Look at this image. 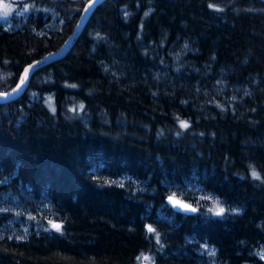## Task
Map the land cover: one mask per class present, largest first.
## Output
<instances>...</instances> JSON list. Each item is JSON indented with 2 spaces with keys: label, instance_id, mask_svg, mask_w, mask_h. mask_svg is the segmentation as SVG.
Listing matches in <instances>:
<instances>
[{
  "label": "trees",
  "instance_id": "obj_1",
  "mask_svg": "<svg viewBox=\"0 0 264 264\" xmlns=\"http://www.w3.org/2000/svg\"><path fill=\"white\" fill-rule=\"evenodd\" d=\"M88 1L0 0L15 6L0 23V90L63 46ZM263 253L261 0H106L63 59L0 104V264H264Z\"/></svg>",
  "mask_w": 264,
  "mask_h": 264
},
{
  "label": "water",
  "instance_id": "obj_2",
  "mask_svg": "<svg viewBox=\"0 0 264 264\" xmlns=\"http://www.w3.org/2000/svg\"><path fill=\"white\" fill-rule=\"evenodd\" d=\"M106 0H90L88 3L85 5L83 12L79 18V21L70 35V37L65 41L63 46L58 49L57 51L48 53L44 57L32 62L31 64L27 65L18 81V83L11 89L7 91H0V104H5V103H10L12 101L17 100L20 98L25 90L28 87L29 81L33 74L44 68L45 66L50 65L51 63H54L56 61H59L63 59L68 52L72 49L74 46L75 42L77 41L78 37L83 31V28L85 27L87 21L90 19L91 15L95 11V9L104 3ZM264 2V0H261ZM174 201V200H173ZM170 199L171 205H175V203ZM176 201V200H175ZM173 207V206H172ZM177 208L182 209L179 207V205H176ZM177 210V209H176ZM193 212V211H189Z\"/></svg>",
  "mask_w": 264,
  "mask_h": 264
},
{
  "label": "rangeland",
  "instance_id": "obj_3",
  "mask_svg": "<svg viewBox=\"0 0 264 264\" xmlns=\"http://www.w3.org/2000/svg\"><path fill=\"white\" fill-rule=\"evenodd\" d=\"M5 6H7V9H8V13L6 16L4 15V7ZM14 9H15V6L13 4L0 2V23H3L7 27H10L12 24L11 18H12ZM196 191H197V200H196L197 203H203V205H204V203H205L204 201H206V203H205L206 209L212 211L213 213H215L214 210L217 207H222L225 209V207L222 204V202L220 201V199L213 197L209 194H205L200 189H196ZM178 199H180V198H178ZM217 202H219V204H217ZM263 255H264V253H263Z\"/></svg>",
  "mask_w": 264,
  "mask_h": 264
},
{
  "label": "snow or ice",
  "instance_id": "obj_4",
  "mask_svg": "<svg viewBox=\"0 0 264 264\" xmlns=\"http://www.w3.org/2000/svg\"><path fill=\"white\" fill-rule=\"evenodd\" d=\"M7 13H8V9H7V6H5V7H4V15L6 16ZM146 15H147V14H146ZM71 87H75V85H71ZM49 107L52 108V105L49 104ZM52 110L55 111L54 108H52ZM181 127L187 128V127H188L187 122H185V121H181ZM252 175H253L255 178H257V179L260 178V177L258 176V174L255 172V170H253ZM173 202H174V203H179L178 201H175V200H174ZM217 204H219V202H217ZM179 207L182 208V209H184V210H186V211H193V212L196 211L195 208H190V206H188V205H186V204H179ZM214 211H215V214H216L217 216H221V215H223V213L225 212V209L222 208V207H217ZM53 227H55L56 230L59 231L61 226H60V225H53ZM148 231H149V232H152V231H154V229L149 228ZM156 239H157V242H159V236H157ZM213 254H214V253H213ZM145 259H147V257H145Z\"/></svg>",
  "mask_w": 264,
  "mask_h": 264
},
{
  "label": "bare ground",
  "instance_id": "obj_5",
  "mask_svg": "<svg viewBox=\"0 0 264 264\" xmlns=\"http://www.w3.org/2000/svg\"><path fill=\"white\" fill-rule=\"evenodd\" d=\"M0 91H7V90H0ZM170 199H171L172 201H173V200H176V201L179 202V203H175V205H171V206H173V208H174L175 210L177 209V211H180V212H183V213H192V212L186 211V210H184V209H179V208H177L176 205H179V204H186V205L190 206V208H195L194 206H192L191 204L187 203L186 201L181 200V199H178V198H176V197H174V196H170L169 201H170ZM170 204H171V202H170Z\"/></svg>",
  "mask_w": 264,
  "mask_h": 264
}]
</instances>
